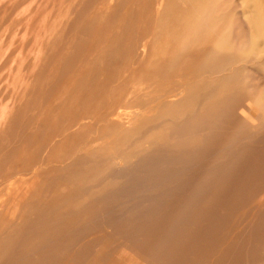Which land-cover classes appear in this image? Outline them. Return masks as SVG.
<instances>
[{"label":"rangeland","instance_id":"374dc122","mask_svg":"<svg viewBox=\"0 0 264 264\" xmlns=\"http://www.w3.org/2000/svg\"><path fill=\"white\" fill-rule=\"evenodd\" d=\"M204 1L0 0V264H264V0Z\"/></svg>","mask_w":264,"mask_h":264},{"label":"bare ground","instance_id":"6f19581e","mask_svg":"<svg viewBox=\"0 0 264 264\" xmlns=\"http://www.w3.org/2000/svg\"><path fill=\"white\" fill-rule=\"evenodd\" d=\"M197 1H200V0H197ZM202 1H203V0H202ZM207 1H208V0H207ZM207 1H204V2H207ZM202 3H203V2H202ZM204 5H205V4H204ZM256 5H257V4H256ZM256 8H257V6H256ZM256 8H255V9H256ZM194 9H195V8H194ZM205 9H206V8H205ZM258 9H259V7L257 8V11H258ZM198 10H199V9H198ZM199 12H200V11H199ZM254 12H256V11H254ZM254 12H253V13H254ZM195 13L197 14V12H195ZM261 13H262V12H261ZM261 13H259V16H260V17L262 16ZM198 15H199V13H198ZM199 16H200V15H199ZM195 17H196V16H195ZM252 17H253V16H252ZM257 17H258V16H257ZM196 19H198V17H197ZM203 19H204V18H203ZM250 19H251V18H250ZM253 19H254V17H253ZM263 19H264V17H263ZM263 19L261 20L262 22H263ZM200 20H201V19H200ZM251 20H252V19H251ZM259 20H260V19H259ZM197 21H198V20H197ZM203 22H204V21H203ZM251 22L253 23V21H250V23H251ZM257 22H258V21H257ZM259 22H260V21H259ZM200 23H201V21H200ZM204 23H205V22H204ZM198 24H199V22H198ZM202 25H203V24H202ZM202 25H201V26H202ZM256 26H257V25H256ZM208 27H209V25H208ZM212 27H213V26H212ZM259 27H260V26H259ZM210 29H211V28H210ZM258 29H259V28H258ZM257 33H259V32H257ZM255 34H256V33H255ZM223 35H224V34H223ZM226 36H227V34H226ZM221 37H222V36H220V38H221ZM218 38H219V35H218ZM218 38H217V40H218ZM222 38H223V37H222ZM228 38H229V37H228ZM225 39H226V38H225ZM225 39H224V41H226ZM220 41H221V39H220ZM224 41H223V42H224ZM230 41H231V40H230ZM253 41H254V40H253ZM228 42H229V41H228ZM250 42H252V41H250ZM229 43H230V42H229ZM218 44H219V43H218ZM221 44H223V43L221 42ZM240 44H241V43H240ZM249 44H251V43H249ZM230 45H231V43H230ZM241 45H242V44H241ZM241 45H239V46H241ZM247 45H248V44H246V46H247ZM252 45L255 46L254 44H252ZM257 45H258V44H257ZM225 46H226V47L222 46L223 49H224V48L227 49V50L230 49V48L227 47L226 44H225ZM242 46H243V45H242ZM244 46H245V45H244ZM229 47H230V46H229ZM256 47H257V46H256ZM217 48H218V47H216V49H217ZM244 48H245V47H244ZM218 49H220V47H219ZM225 49H224V50H225ZM221 50H222V49H221ZM225 51H226V50H225ZM246 51H247V49H246ZM209 57H210V55L208 56V58H209ZM211 59H212V57H211ZM207 61L209 62L208 59H207ZM207 61H206V63H207ZM210 62H212V60H211ZM208 64H209V63H208ZM209 65H210V64H209ZM211 66H213L212 63H211ZM173 101H174V100H173ZM180 102H181V101H180ZM183 106H184V104H183Z\"/></svg>","mask_w":264,"mask_h":264}]
</instances>
